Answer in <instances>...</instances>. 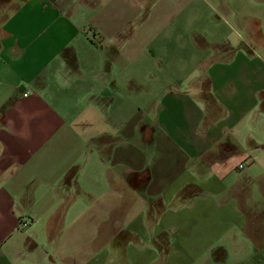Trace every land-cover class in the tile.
Wrapping results in <instances>:
<instances>
[{
	"label": "crops",
	"instance_id": "0c3cea01",
	"mask_svg": "<svg viewBox=\"0 0 264 264\" xmlns=\"http://www.w3.org/2000/svg\"><path fill=\"white\" fill-rule=\"evenodd\" d=\"M0 264H264V0H0Z\"/></svg>",
	"mask_w": 264,
	"mask_h": 264
},
{
	"label": "built area",
	"instance_id": "2783aa9c",
	"mask_svg": "<svg viewBox=\"0 0 264 264\" xmlns=\"http://www.w3.org/2000/svg\"><path fill=\"white\" fill-rule=\"evenodd\" d=\"M241 166L242 165H240V167ZM28 223H29V219L22 218V219L19 220V227L24 228V227H26L28 225Z\"/></svg>",
	"mask_w": 264,
	"mask_h": 264
},
{
	"label": "rangeland",
	"instance_id": "374dc122",
	"mask_svg": "<svg viewBox=\"0 0 264 264\" xmlns=\"http://www.w3.org/2000/svg\"><path fill=\"white\" fill-rule=\"evenodd\" d=\"M242 33H244V32H242ZM97 241H100V239H98ZM105 240H103V242H104ZM95 256V255H94ZM107 257H110V255L109 256H107V255H105V258H107Z\"/></svg>",
	"mask_w": 264,
	"mask_h": 264
}]
</instances>
